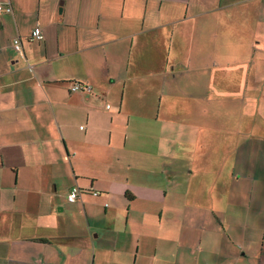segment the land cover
I'll use <instances>...</instances> for the list:
<instances>
[{"label":"crops","instance_id":"crops-1","mask_svg":"<svg viewBox=\"0 0 264 264\" xmlns=\"http://www.w3.org/2000/svg\"><path fill=\"white\" fill-rule=\"evenodd\" d=\"M6 1L0 264H264V179L244 164L190 196L184 162L210 128L184 74L263 51L264 0ZM73 185L90 191L71 202Z\"/></svg>","mask_w":264,"mask_h":264},{"label":"rangeland","instance_id":"rangeland-1","mask_svg":"<svg viewBox=\"0 0 264 264\" xmlns=\"http://www.w3.org/2000/svg\"><path fill=\"white\" fill-rule=\"evenodd\" d=\"M262 49L263 51L248 55L247 58L236 59L237 62L232 59L211 58V67L217 65L211 69L210 76L207 70L204 73L184 74L185 79L197 81L199 85L196 87H202L196 100L210 99L205 106L206 116H203L210 121L197 123L201 127L210 126L205 128L207 131L201 135L198 143L200 149H205V153L200 150L193 156L184 155L186 166L199 168L189 177H192L191 184L186 191L190 196L197 195V192L194 193L197 187L201 190L199 196L206 194L205 184L211 182L212 188L218 174H221L218 184L225 186L230 178L229 173L234 168L240 172L239 169L244 164L247 165L248 174H259L264 179V48ZM224 66L230 67L231 72L221 75ZM209 86L211 92L207 91ZM184 109H189L195 115L199 114L195 113L196 107L185 105ZM187 138L188 136L184 138L185 149L191 146V140ZM258 183L264 185L263 181ZM213 199L211 198V202ZM256 204L255 201L250 206L251 214L257 213V217L250 216V226H264V211L261 213L253 210ZM242 211L245 212L244 209Z\"/></svg>","mask_w":264,"mask_h":264},{"label":"built area","instance_id":"built-area-1","mask_svg":"<svg viewBox=\"0 0 264 264\" xmlns=\"http://www.w3.org/2000/svg\"><path fill=\"white\" fill-rule=\"evenodd\" d=\"M3 11L4 12L11 11V5H10L9 1H6L5 3L0 2V12H3ZM41 34L42 33H41L40 27L35 26L31 30L27 39H28V41H31V42L38 41ZM11 44L16 51L22 52V42H21V39L19 37L13 38ZM91 89H92L91 85L86 84V83H82V82H78V81H74L70 85L71 91H87V92H90ZM108 106L109 105H107V107ZM81 192H83V191H81V189L78 185H73L68 191L67 199L71 202L76 201L80 197ZM91 193L94 195L99 194V192L96 190H92Z\"/></svg>","mask_w":264,"mask_h":264},{"label":"trees","instance_id":"trees-1","mask_svg":"<svg viewBox=\"0 0 264 264\" xmlns=\"http://www.w3.org/2000/svg\"><path fill=\"white\" fill-rule=\"evenodd\" d=\"M80 189H81V191H90V190H88V189H86V188H81V187H80Z\"/></svg>","mask_w":264,"mask_h":264}]
</instances>
